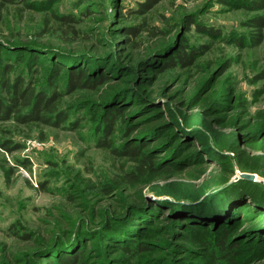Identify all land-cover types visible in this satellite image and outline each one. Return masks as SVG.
Segmentation results:
<instances>
[{"label": "rangeland", "instance_id": "rangeland-1", "mask_svg": "<svg viewBox=\"0 0 264 264\" xmlns=\"http://www.w3.org/2000/svg\"><path fill=\"white\" fill-rule=\"evenodd\" d=\"M257 16L242 0H0V103L14 83L58 94L57 125L15 118L30 97L0 120V264H264ZM69 69L99 83L66 93ZM131 145L154 170L111 150Z\"/></svg>", "mask_w": 264, "mask_h": 264}, {"label": "trees", "instance_id": "trees-1", "mask_svg": "<svg viewBox=\"0 0 264 264\" xmlns=\"http://www.w3.org/2000/svg\"><path fill=\"white\" fill-rule=\"evenodd\" d=\"M5 2H15V0H4ZM150 1V0H149ZM152 3L154 1H151ZM242 3L244 5H249L253 8L255 7H262L264 8V0H250V1H243ZM151 4H141V9H137L136 12L138 13H145L148 8H150ZM72 18H66L67 21H72ZM264 20L262 17H255L252 21L251 26H259L263 24ZM138 29L134 28L133 33H137ZM131 33V34H133ZM256 40H258L256 38ZM193 54V52H192ZM192 54H186L184 51L180 50L176 56H178L177 59L170 60V63L172 62V65L176 64V62H180L183 66H187L193 56ZM8 70H6L5 75L7 74ZM99 83L96 79H92L89 76H84L83 73L78 70L75 71V69H69L67 71V86H66V93H70L76 89L80 88H95L94 84ZM7 93V104L0 103V120L8 119L10 116V113L16 109L21 104H28L26 103L27 98L32 99V108L28 112V114L18 112L15 118L21 122H28V121H41L45 124H56L57 122L55 120H51V118L47 115L46 111L50 109L51 103L55 100L57 97V93L53 92L51 96H45L43 93H38L33 95L32 93H28L27 91L20 89L18 83H14L12 85H8L6 89ZM112 113V111H110ZM107 119L111 120V117H106ZM56 122V123H55ZM112 124V120L110 122ZM112 125L108 126V129L106 130V134L110 135L112 133ZM105 139V135H103V139ZM103 141L99 143V146H108L107 143ZM112 152L118 154L119 156L128 157L129 159L137 162V168L141 169L145 167V165L151 169L154 170L153 166H151V163L149 160H147L146 155L141 156V152L139 151V148L137 146L131 145L129 147H122L117 148L114 147L111 149ZM172 165L170 167H167L168 170H171ZM177 168V166H175ZM221 243H219L220 245ZM221 248H223L222 245H220ZM129 253H140L145 250V248L141 244H137L135 248H132L131 250L125 249ZM79 262H83V255L81 252H77L75 254H65L62 256L61 259H58L55 264H77Z\"/></svg>", "mask_w": 264, "mask_h": 264}, {"label": "water", "instance_id": "water-1", "mask_svg": "<svg viewBox=\"0 0 264 264\" xmlns=\"http://www.w3.org/2000/svg\"><path fill=\"white\" fill-rule=\"evenodd\" d=\"M240 177L241 178H244V179H250V180H252V179L255 178L254 175L251 174V173H243V174H240Z\"/></svg>", "mask_w": 264, "mask_h": 264}]
</instances>
